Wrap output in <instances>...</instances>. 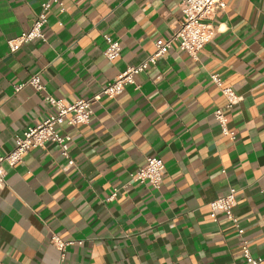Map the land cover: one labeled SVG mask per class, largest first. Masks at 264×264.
I'll return each instance as SVG.
<instances>
[{
	"label": "crops",
	"instance_id": "0c3cea01",
	"mask_svg": "<svg viewBox=\"0 0 264 264\" xmlns=\"http://www.w3.org/2000/svg\"><path fill=\"white\" fill-rule=\"evenodd\" d=\"M45 1L0 0V154L50 112L43 91L26 83L31 75L64 104L89 97L181 19V0H58L63 11L50 4L45 42L11 52L7 39L27 30ZM223 1L197 60L173 45L135 76L138 89L101 96L87 124L60 127L74 164L50 142L2 163L0 264H246L233 223L209 216L208 203L230 188L250 253L264 256V0ZM104 34L121 46L112 61ZM211 74L237 103L226 106ZM150 155L164 164L156 189L129 180ZM52 235L75 243L61 257Z\"/></svg>",
	"mask_w": 264,
	"mask_h": 264
},
{
	"label": "built area",
	"instance_id": "2783aa9c",
	"mask_svg": "<svg viewBox=\"0 0 264 264\" xmlns=\"http://www.w3.org/2000/svg\"><path fill=\"white\" fill-rule=\"evenodd\" d=\"M52 2L57 3L60 6V11H63L61 3L58 0H47L43 2L31 26L19 35L7 39L6 43L11 52L34 39H40L45 42L46 38L43 28L47 23V11ZM224 7L225 2L223 0H181V19L177 29L166 40L161 43H155L152 53L148 54L137 64L128 65L120 70L115 78L101 86L97 92L86 98H78L70 104H64L61 99L44 93L45 87L40 80L39 74L31 75L26 83L38 92L43 91V100L49 107L50 112L39 123L27 126L19 134H16L11 150L5 154H0V189L4 185L5 178L2 163L13 166L21 162L31 148H43L47 142L56 144L59 147L61 156L67 160L68 164H74L73 159L69 155L71 135L68 133H60V127H74L87 124L92 114L91 104L99 101L101 96L114 98L129 85L133 86L134 89H138L139 86L135 82V76L142 73L148 64L155 63L173 45L187 52L193 60H197L198 52L212 40L215 34V28L211 22L214 14L223 10ZM103 38L106 42V46L102 51L104 57L109 61L119 57L121 50L119 41L108 34H104ZM209 77L214 84L220 87V92L226 98L227 107L237 103L240 96L230 87H221L220 78L216 74H211ZM21 86L22 84L17 85L15 90H18ZM213 115L217 122L223 126L226 118L221 109H215ZM223 132L230 136L233 135V132L228 131L226 128H223ZM163 168L164 164L158 156H146L144 163L129 173V180L140 184H147L156 189L159 187ZM114 195L115 193L113 192L106 200L112 199ZM235 205V190L230 188L225 194L217 196L208 203L209 216L215 220L218 214H223L226 219L231 221L240 237L241 255L245 263L260 264L264 261V256L254 257L251 255L248 242L242 235L243 229L239 226L237 219L232 213V208ZM50 241L57 248L61 257L63 256L65 247L75 243L73 240H63L55 235L50 237ZM77 243H80V241Z\"/></svg>",
	"mask_w": 264,
	"mask_h": 264
}]
</instances>
